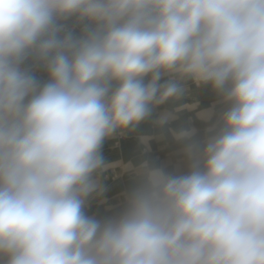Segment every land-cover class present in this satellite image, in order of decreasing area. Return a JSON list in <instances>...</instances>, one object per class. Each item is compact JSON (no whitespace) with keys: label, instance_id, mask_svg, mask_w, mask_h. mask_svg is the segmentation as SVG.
Here are the masks:
<instances>
[{"label":"clouds","instance_id":"1","mask_svg":"<svg viewBox=\"0 0 264 264\" xmlns=\"http://www.w3.org/2000/svg\"><path fill=\"white\" fill-rule=\"evenodd\" d=\"M188 81L226 107L173 132L187 172L88 215L103 142ZM0 264H264V0H0Z\"/></svg>","mask_w":264,"mask_h":264},{"label":"crops","instance_id":"2","mask_svg":"<svg viewBox=\"0 0 264 264\" xmlns=\"http://www.w3.org/2000/svg\"><path fill=\"white\" fill-rule=\"evenodd\" d=\"M36 75L41 80L47 79L42 69L37 70ZM167 79L163 77L160 83ZM186 89L183 97L157 106L151 116L134 129L117 131L103 142L101 154L108 165L100 173L104 191L90 198L86 207L88 215L103 219L117 214L123 207L125 193L135 182L132 169L146 160L176 174L187 172L189 161L183 151L184 143L177 141L173 132L195 129L193 140L202 142L211 135L208 127L217 122L225 105L210 86H197L188 81ZM165 113L175 118L160 126L156 121ZM142 138H147V143ZM182 161L187 164H180ZM177 162L179 168L171 167Z\"/></svg>","mask_w":264,"mask_h":264},{"label":"rangeland","instance_id":"3","mask_svg":"<svg viewBox=\"0 0 264 264\" xmlns=\"http://www.w3.org/2000/svg\"><path fill=\"white\" fill-rule=\"evenodd\" d=\"M225 107H226V106H225ZM225 107H224V108H225ZM209 127H212V126H209ZM209 127H208V128H209ZM177 164H178V162H177V163H173V164H171V167H174L175 165H176V167H178ZM180 164L186 165L187 162H185V161L183 162V161H182V162H180ZM173 165H174V166H173ZM178 168H179V167H178Z\"/></svg>","mask_w":264,"mask_h":264},{"label":"bare ground","instance_id":"4","mask_svg":"<svg viewBox=\"0 0 264 264\" xmlns=\"http://www.w3.org/2000/svg\"><path fill=\"white\" fill-rule=\"evenodd\" d=\"M215 124H216V123H215ZM215 124H214V125H215ZM211 126H212V127H209V128H208V132H210L209 129H212V128H213V125H211ZM170 130H171V129H170ZM210 134H211V132H210ZM152 146H153V145H152ZM154 148H155V147H154Z\"/></svg>","mask_w":264,"mask_h":264}]
</instances>
